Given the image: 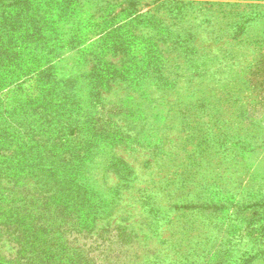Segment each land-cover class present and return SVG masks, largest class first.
<instances>
[{"label": "rangeland", "instance_id": "1", "mask_svg": "<svg viewBox=\"0 0 264 264\" xmlns=\"http://www.w3.org/2000/svg\"><path fill=\"white\" fill-rule=\"evenodd\" d=\"M0 264H264V0H0Z\"/></svg>", "mask_w": 264, "mask_h": 264}]
</instances>
